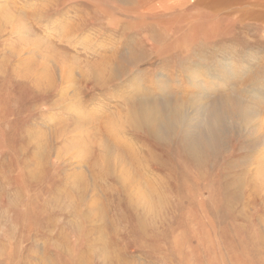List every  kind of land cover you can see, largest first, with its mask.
Here are the masks:
<instances>
[{
	"label": "rangeland",
	"instance_id": "obj_1",
	"mask_svg": "<svg viewBox=\"0 0 264 264\" xmlns=\"http://www.w3.org/2000/svg\"><path fill=\"white\" fill-rule=\"evenodd\" d=\"M13 1L41 21L20 56L0 38V264H264L258 135L228 126L199 163L182 130L126 119L141 94L188 100L184 68L209 85L227 58L212 93L264 116V0Z\"/></svg>",
	"mask_w": 264,
	"mask_h": 264
},
{
	"label": "bare ground",
	"instance_id": "obj_2",
	"mask_svg": "<svg viewBox=\"0 0 264 264\" xmlns=\"http://www.w3.org/2000/svg\"><path fill=\"white\" fill-rule=\"evenodd\" d=\"M41 11H45L44 6ZM32 16L33 18L28 21L26 13L17 8L16 1L0 0V38L5 42L6 50L11 51L16 56H20L22 52L15 46L16 43L39 40L30 24L41 21V16L37 15L36 11L33 12ZM32 51L34 49L26 48L25 53ZM134 55L133 49L130 52V57L132 58ZM232 63L229 58L223 59L221 62L222 69L214 71V80L209 85H205L203 79L199 78L195 68L186 64L189 67H185L184 72L187 73L190 85L195 86L197 92L188 100L171 95L157 97L153 94H141L131 102V107L127 113L126 119L128 118L130 127L136 130H145L160 141H168L182 130L183 145L188 150L190 157L199 163L206 160L205 158L209 156L210 151L219 147L228 126L230 128L239 126L247 135H258L254 138L253 144L259 148L262 143V147H264V116L259 105L234 94L219 95L212 93L221 83L222 77L230 76L229 74L233 69ZM255 96L261 98V95ZM81 127L83 128V126ZM116 130L114 131L116 132ZM122 130H119L120 133ZM261 135H263L262 138L259 137ZM254 159L256 161L258 158ZM258 172L256 173L260 175L259 178L264 180V171L262 175ZM131 177L133 178V176Z\"/></svg>",
	"mask_w": 264,
	"mask_h": 264
}]
</instances>
